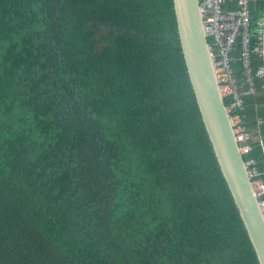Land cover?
Returning a JSON list of instances; mask_svg holds the SVG:
<instances>
[{
    "label": "trees",
    "instance_id": "trees-1",
    "mask_svg": "<svg viewBox=\"0 0 264 264\" xmlns=\"http://www.w3.org/2000/svg\"><path fill=\"white\" fill-rule=\"evenodd\" d=\"M189 76L174 0H0V264H258Z\"/></svg>",
    "mask_w": 264,
    "mask_h": 264
},
{
    "label": "water",
    "instance_id": "water-1",
    "mask_svg": "<svg viewBox=\"0 0 264 264\" xmlns=\"http://www.w3.org/2000/svg\"><path fill=\"white\" fill-rule=\"evenodd\" d=\"M189 79L221 172L258 264H264V216L253 194L247 162L224 103L199 0H174Z\"/></svg>",
    "mask_w": 264,
    "mask_h": 264
},
{
    "label": "built area",
    "instance_id": "built-area-1",
    "mask_svg": "<svg viewBox=\"0 0 264 264\" xmlns=\"http://www.w3.org/2000/svg\"><path fill=\"white\" fill-rule=\"evenodd\" d=\"M204 21L205 33L213 40L210 54L214 61L218 82L224 98L232 99L229 108L236 111L244 106L247 98L256 94L255 81L264 80V10L255 24L251 6L264 0H199ZM232 5L237 6L232 8ZM255 39V40H254ZM240 43L241 52L234 51ZM260 64L254 68L253 58ZM241 65V73L235 65ZM264 89V86L262 87ZM243 154L251 150L250 131L243 124L242 118L232 117ZM263 149L264 144L259 137ZM253 194L264 216V171H260L254 160L247 161Z\"/></svg>",
    "mask_w": 264,
    "mask_h": 264
}]
</instances>
